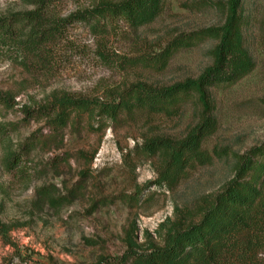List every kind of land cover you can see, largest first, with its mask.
<instances>
[{"label": "rangeland", "instance_id": "obj_1", "mask_svg": "<svg viewBox=\"0 0 264 264\" xmlns=\"http://www.w3.org/2000/svg\"><path fill=\"white\" fill-rule=\"evenodd\" d=\"M92 1L65 0L60 9L68 14ZM225 1L166 0L153 22L138 28L119 23L104 33L76 22L49 69L0 58V91L18 102L11 109L0 104V123L9 127L7 140H0V264L112 260L128 249V233L144 249L160 244L162 224L192 221L233 176L237 157L264 143V0L242 6L254 70L211 90L218 127L203 147L213 160L193 164L173 187L155 184L162 157L141 145L151 137L183 138L199 120L193 101L178 116L136 112L101 127L83 120L58 135L21 111L57 92L93 97L135 83L164 87L196 79L212 63L215 39L176 50L166 65L159 58L172 39L222 25ZM28 7L21 0H0V15ZM100 49L111 63L99 58ZM34 133L41 145L24 155L20 166L7 169V153ZM44 188L60 201L42 196ZM139 190L138 203L122 198Z\"/></svg>", "mask_w": 264, "mask_h": 264}, {"label": "trees", "instance_id": "obj_2", "mask_svg": "<svg viewBox=\"0 0 264 264\" xmlns=\"http://www.w3.org/2000/svg\"><path fill=\"white\" fill-rule=\"evenodd\" d=\"M21 1L29 7L0 15V58L24 67L33 63L37 68L49 69L58 49L67 43L69 27L76 22L86 23L99 33L119 23L138 28L157 18L166 0H93L68 14L60 9L65 0ZM245 1L226 0L222 25L174 38L161 53L159 62L166 65L176 50L190 47L203 38L215 39L212 63L196 79L188 78L164 87L135 83L93 97L57 92L48 100L22 106L24 118L36 120L58 135L69 124L83 120L101 127L117 121L123 114L130 116L136 112L178 116L193 101L199 120L183 138L157 136L141 145L146 153L162 157L155 184L177 185L193 164L206 165L213 160L203 147L204 139L218 127L211 90L235 83L256 66L245 41L242 9ZM97 55L104 62H112L103 49L97 50ZM0 104L11 109L18 102L10 93L0 91ZM8 129L0 123V140H7ZM41 141L34 133L7 153V169L20 166L23 156L41 145ZM51 191L44 188L40 192L56 204L60 199L52 197ZM141 192L122 198L138 203ZM162 225L165 227L160 244L144 249L128 233V249L121 256L112 260L104 257L95 264H264V143L237 157L233 176L199 208L192 221Z\"/></svg>", "mask_w": 264, "mask_h": 264}]
</instances>
